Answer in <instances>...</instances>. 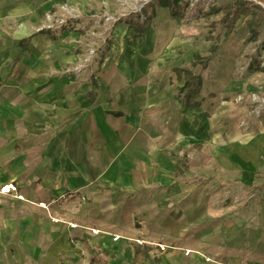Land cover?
Here are the masks:
<instances>
[{"label":"crops","instance_id":"crops-1","mask_svg":"<svg viewBox=\"0 0 264 264\" xmlns=\"http://www.w3.org/2000/svg\"><path fill=\"white\" fill-rule=\"evenodd\" d=\"M59 4L0 0V264H264L261 227L237 252L235 208L199 188L214 152L179 83Z\"/></svg>","mask_w":264,"mask_h":264},{"label":"rangeland","instance_id":"rangeland-1","mask_svg":"<svg viewBox=\"0 0 264 264\" xmlns=\"http://www.w3.org/2000/svg\"><path fill=\"white\" fill-rule=\"evenodd\" d=\"M67 1L73 0H59L54 9L55 25L89 33L93 51L105 47L110 52L117 40L123 48L140 49L138 54L144 53L150 63L166 67L167 80L179 83L183 103L197 83L187 88L170 68L200 77L199 105L192 113L202 119L199 148L213 149L214 161L198 177L199 188L219 193L225 209L235 208L244 226L227 231L226 239L248 255L244 242L249 230L261 227L264 236V4L246 0L255 17L235 20L236 0ZM145 22L149 28L144 37L136 38L135 28ZM231 197L236 201L231 203ZM245 211L251 216L244 217ZM225 221L220 216L222 226Z\"/></svg>","mask_w":264,"mask_h":264},{"label":"trees","instance_id":"trees-1","mask_svg":"<svg viewBox=\"0 0 264 264\" xmlns=\"http://www.w3.org/2000/svg\"><path fill=\"white\" fill-rule=\"evenodd\" d=\"M260 1L261 3L264 4V0H260ZM163 2H165V0H163ZM163 6L167 7L168 4L163 3ZM255 15H256L255 10L246 0H236L235 1V4L233 6V18L235 20H239L240 18L247 19L248 17H251V16L255 17ZM254 17L248 22L251 23V21H254L255 20ZM144 24L145 25L135 28L136 38L144 37L146 30L149 28V25L147 24V22H145ZM173 71L177 75V79L180 82H183V81L185 82V86L187 88L191 87L193 82L197 83V87L190 89L185 98L186 106L197 107L199 105L198 98L200 96V88H201V82H202L200 77H196L192 71L188 69H183L180 67H175ZM143 255L145 256L146 252L143 253ZM139 256H141V253H139ZM93 262H95V264H108L106 260L102 259L101 257L97 255L93 258Z\"/></svg>","mask_w":264,"mask_h":264},{"label":"built area","instance_id":"built-area-1","mask_svg":"<svg viewBox=\"0 0 264 264\" xmlns=\"http://www.w3.org/2000/svg\"><path fill=\"white\" fill-rule=\"evenodd\" d=\"M13 188V187H12ZM11 188L10 187H4L3 189H2V191H6V190H10Z\"/></svg>","mask_w":264,"mask_h":264},{"label":"bare ground","instance_id":"bare-ground-1","mask_svg":"<svg viewBox=\"0 0 264 264\" xmlns=\"http://www.w3.org/2000/svg\"><path fill=\"white\" fill-rule=\"evenodd\" d=\"M145 1V0H144Z\"/></svg>","mask_w":264,"mask_h":264}]
</instances>
